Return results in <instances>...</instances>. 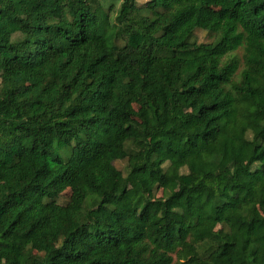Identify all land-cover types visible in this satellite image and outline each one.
<instances>
[{
	"label": "trees",
	"instance_id": "1",
	"mask_svg": "<svg viewBox=\"0 0 264 264\" xmlns=\"http://www.w3.org/2000/svg\"><path fill=\"white\" fill-rule=\"evenodd\" d=\"M0 264H264V0H0Z\"/></svg>",
	"mask_w": 264,
	"mask_h": 264
},
{
	"label": "rangeland",
	"instance_id": "2",
	"mask_svg": "<svg viewBox=\"0 0 264 264\" xmlns=\"http://www.w3.org/2000/svg\"><path fill=\"white\" fill-rule=\"evenodd\" d=\"M118 5H119V3H118ZM197 35H198V37H199V39H200V41L201 42H209L210 41V37H209V35L206 33V32H203V31H198L197 32ZM115 165H116V167L118 168V169H120L124 174L126 173V168H127V162H125V161H118V162H116L115 163ZM171 188L172 189H175L176 187H177V183H176V181L175 180H173V179H171ZM156 197L158 198V197H162V196H164V191H162V190H159V191H157L156 193ZM64 196L60 199V203H62V204H66V202H67V199L71 196V190H67L64 194H63Z\"/></svg>",
	"mask_w": 264,
	"mask_h": 264
}]
</instances>
